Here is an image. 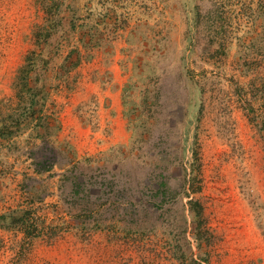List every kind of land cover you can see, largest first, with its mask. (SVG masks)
I'll return each mask as SVG.
<instances>
[{"label": "rangeland", "instance_id": "1", "mask_svg": "<svg viewBox=\"0 0 264 264\" xmlns=\"http://www.w3.org/2000/svg\"><path fill=\"white\" fill-rule=\"evenodd\" d=\"M41 1L0 0V118ZM56 1L44 118L0 139V264H179L163 174L204 206L206 264H264V0Z\"/></svg>", "mask_w": 264, "mask_h": 264}, {"label": "trees", "instance_id": "2", "mask_svg": "<svg viewBox=\"0 0 264 264\" xmlns=\"http://www.w3.org/2000/svg\"><path fill=\"white\" fill-rule=\"evenodd\" d=\"M57 2L56 0L41 1L43 9L47 13L46 23L35 30L34 39L36 48L28 54L25 64L18 72L15 88L17 89L16 95L21 99L20 106H12L10 112L0 118V139L12 137L22 130L25 125H30L38 119L42 121L44 118L41 114L48 101L47 91L40 84L32 86L31 82L35 75H37V83L41 80L38 73L43 68L42 63L45 60L43 45L53 36V28L55 26L52 24L54 23L55 17L52 15H58L59 8L57 7L61 4ZM151 52L152 50L146 51L147 54ZM136 67L138 69L140 68L138 65ZM148 67V63L143 62V69L147 70ZM132 86V84H129L126 90L128 91ZM154 183V191H151L148 204L149 207L155 206L169 217V220L167 219L165 223H167L168 233L171 239H168L165 245L167 247L166 253L172 254L179 264L209 263V258L203 256V252L201 251L205 242L211 243V232L207 225L205 209L201 201L196 198H191L185 203L183 198H179L178 193L170 188V180L164 174L158 176L154 180ZM190 183L193 194L198 193L200 187H195V181H190ZM136 205H142V202L140 201ZM136 205L135 207L137 208ZM86 210L85 212H88ZM186 211L193 217V223L191 225L187 217H185ZM156 229L157 227L153 228L154 231ZM139 231L137 230L135 232L138 233ZM190 234L196 240L198 249L201 251L199 253L200 257L196 255V250L189 237Z\"/></svg>", "mask_w": 264, "mask_h": 264}]
</instances>
